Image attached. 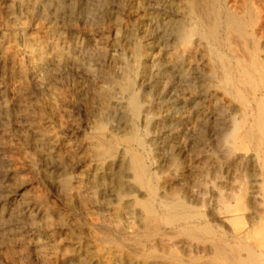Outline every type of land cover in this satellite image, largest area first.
<instances>
[{"label":"bare ground","instance_id":"1","mask_svg":"<svg viewBox=\"0 0 264 264\" xmlns=\"http://www.w3.org/2000/svg\"><path fill=\"white\" fill-rule=\"evenodd\" d=\"M15 1L18 0H11L8 7L6 2L7 11L0 9V23L8 31V48L2 47V52L12 59L15 53L21 56L17 71H11L9 82L0 83V153L4 157L0 173L5 162L15 171L12 189L21 187L24 178L17 173V155L28 156L35 169L42 163L57 171L59 188L67 206L77 204L87 213L90 208L102 206L97 221L80 217L83 227L90 226L101 234L94 238L93 244L81 232L79 236L75 230L67 228L65 237L68 236L70 242L50 246L51 254L72 257L76 264H94L101 254L111 253L122 260L129 252L146 264H264V32L259 10L251 6L249 0L241 4L228 0H179L181 7L177 12L182 14L170 21L163 33L173 49V71H165L171 76L162 91L165 94L158 114L164 117L170 129L169 143L173 145L170 170L176 177L172 174L173 180H162V183L150 164L152 149L148 137L156 109L149 87L137 86V78L143 74L141 67L146 64L144 61L156 64V56L147 53L149 50L146 52L138 43L133 45V60L117 59L121 67L115 71L112 64L107 66L109 61L104 52L103 45L107 44L109 35L102 30L97 31V36L86 37L83 33L80 35L82 46H78L79 58L69 53L66 56L61 50L58 54V66L72 64L79 70H75L79 80L72 88L73 105L62 97L58 99L62 105H58L56 111L52 107L49 112L43 100L46 87L66 80L59 75L55 64L58 60L49 53V46L38 44L29 54L20 50V40L14 35L21 28ZM37 1L45 3L47 8L55 1L57 7L54 8L59 15L67 9L78 22H89L92 28L103 21V15H97L100 11L109 12L107 0L96 2L98 6L91 4L93 0ZM29 3L27 0L26 4ZM119 27L116 37L124 40L126 33ZM202 49L206 53L203 59H206L207 74L195 73L200 76L194 77L193 68L187 62L193 58V53ZM72 116V123L65 121V117ZM5 135L17 137L16 148L10 145L7 148L11 141L6 142ZM209 142L212 143L211 156L201 159V167L193 172L189 159L192 154L201 155ZM240 151L250 155L245 163L249 167L244 177L245 191L237 185L242 178L237 167L228 176L221 170L224 162L232 167L241 161L242 157L237 155ZM64 155L74 159L72 164L62 161L55 165V159L64 160ZM108 182L111 188L107 187ZM182 183H186L184 187ZM107 191L116 197L113 199L115 205L107 202ZM29 197L42 205L47 229L51 230L57 222L65 223L60 206L47 190L38 188ZM8 200L18 203L13 196ZM101 200L105 203H100ZM33 214L29 212V216ZM243 218L248 222L247 227L242 224ZM43 250L47 257L48 252Z\"/></svg>","mask_w":264,"mask_h":264},{"label":"rangeland","instance_id":"2","mask_svg":"<svg viewBox=\"0 0 264 264\" xmlns=\"http://www.w3.org/2000/svg\"><path fill=\"white\" fill-rule=\"evenodd\" d=\"M26 1L27 0H24V1L23 0H18V1H15L17 3L14 2L15 7H18V8H16V9H18L16 12H18L17 17H18L19 22L21 23V25H20L21 28H18L14 32V35L17 36V38L20 40V44H18V46L20 47V50H22V53H26L27 52V54H29V51H31V49H37L39 45L47 46V48L50 47L49 48V53H52L53 56L55 57V60H58L57 62L55 61L56 62L55 63L56 66H58L59 65L58 54H59L60 50L62 51V53H65L66 56H68V53H69V55H73L76 58H79L81 53H79V51H78V46L79 45L82 46V42H81V39H80L81 36L80 35L85 33L86 37H90V35H93V36L96 35L97 36L98 35V34H96L97 31L99 32L100 30H102V31H104V33L107 36L109 35L108 36L109 39H108L107 44L103 45L104 46V52L106 53V56H107L108 61H109V62L107 61L108 62L107 66L110 67V65L112 64L111 66L114 68L115 71H116V69H120V67H121L120 66V61L117 62V59H121L122 58L123 61H128V62L133 60L132 51L134 49V46L137 45L138 43L142 44V48L146 52L149 50L147 53L150 52L149 53L150 55L152 54L153 56L154 55L156 56V62H154L156 64H153L150 61H148V62L144 61V63H146V64H144L141 67L142 70H143V74H142L141 77L137 78V86H138V88H140V86H143V88L149 87V89L151 90V99H152L153 105H154V107L156 109L155 110V115H153V117H152L154 120H153L151 129H150V135L148 137L149 141H150V146H151V149H152V153H151L152 155L150 154V162H151L150 164H151V167L153 169L152 172L157 174L159 179H161L160 182H162V183H163L164 180H170L172 178L174 179V176H175L173 174L174 171L172 172L170 170L171 152L173 151V145L171 143H169L170 142V140H169L170 137H169L168 131L170 129L167 128V125H168L166 123L167 121L165 120V122H164V117L163 116H159L160 115L159 113L161 112L160 104L163 101V97H164V94H165L163 92H164V89L166 88L167 83H168L167 79H168L169 76H171V75L167 76V74H165V71H168L167 73H171L173 71V69H172V65L173 64L171 63V60H172L171 59L172 58L171 54H172L173 49L171 48L170 42L167 41V39H166V37L164 36L163 33L166 32V30L168 28L167 26H169L170 21L173 22V20H177L176 18H178V16H181L182 13L177 12V11H179L178 10L179 7H181L180 6V4H181L180 1L179 0H166V1L165 0L164 1L163 0H161V1L160 0H156V1L154 0L155 1L154 2L153 0H148V1L147 0H143V1L142 0L141 1L140 0H107L108 1V5H109L107 11H109V12L107 13L106 10H103L104 12L100 11L97 15H100V14L103 15V17H102V20H103L102 22L103 23L101 22L98 25V27L93 26V28L91 26H89V22L87 24L85 22H82L83 24L81 22H78L77 19H76L77 17L74 18L72 12H70L67 9H66V12H62L63 14L59 15L56 12L57 8H54L55 6L57 7V5H55V3H56L55 1H54V4L52 5V7H50V8H47V6L45 7V5H46L45 3H44L45 5H44L42 3H39L37 0H30L29 4H26ZM52 1L53 0H50L49 3L52 2ZM93 1L94 2L91 3V4H93V6L94 5L95 6L99 5V3L97 4L96 2H100V0H93ZM228 1H230V3L231 2L234 3L235 1H237L239 4H241L244 0H228ZM256 1H258V2H256ZM6 2L9 3V4H7V6H6ZM117 2L118 3L120 2L119 5L117 4ZM249 2H250L251 6H253L255 9L259 10V12L261 14V17H262V22H263L262 23V26H263L262 32H264V12H263L264 11V0H251V1L249 0ZM20 3H21V7L19 8ZM136 3H137V5H136ZM11 4H12L11 0H0V9L2 11H7V10H5V9H7L6 7H8V5H11ZM37 4H38L39 8L37 7ZM133 4H134V7H133ZM157 4H159V5H157ZM33 5H34V7H33ZM144 5H147V6L145 7ZM28 6H31V8L33 7L32 10ZM142 6L144 7V9H143ZM170 8L172 9V11H171ZM49 9H51V10H49ZM127 9L131 10V11L129 12ZM40 10H41V12H40ZM132 11H134V14H133ZM40 15H41V17H40ZM50 15H51L52 18L50 17ZM23 16H25V17H23ZM27 16H29V17H27ZM33 16H34V18H33ZM114 17L117 19V21H115V22H114V20H116V19ZM140 18H141V21L139 20ZM46 20L48 21V23H47ZM73 20H74V23H73ZM155 20H156V22H155ZM142 21L143 22L145 21V22L143 23ZM162 23H164L165 25L162 24ZM117 24H120V25H117ZM140 24H141V26H140ZM100 25H102V26H100ZM119 26H121L122 30H124V32L126 33L125 34V36H126L125 38L127 40L126 39L119 40V38L116 37V33H117L116 29H117V27L120 28ZM46 27H48V28L46 29ZM59 27H61V28H59ZM65 27H67V28H65ZM78 27H80V28H78ZM84 27H85V29H84ZM105 27L107 29H105ZM133 27H134V29H133ZM37 28L39 29V31L37 30ZM58 28H59V30H58ZM114 28H115V30H114ZM30 30H33V31H30ZM36 30L38 31V33H37ZM64 30H65L66 34H64L65 33ZM84 30H85V32H84ZM109 30H111V31H109ZM137 31H139V33H137ZM50 32H52V33H50ZM128 32L130 34H128ZM33 33H34V35H33ZM7 34H8V31L5 28L4 24L0 23V45H2V46H0V83L9 82V79L11 78V71L12 70L13 71L14 70L17 71L16 67L18 66V63L21 60V56L16 54V53H15L16 57L14 59H12L11 57H8V56H4V54L2 52V49L8 48V44L6 42ZM137 34H140V35H137ZM44 36L48 37V38L45 39ZM55 36L57 37L58 41L56 40ZM36 38L38 39L37 42L35 41ZM62 38H64V40ZM71 38L75 39L76 42H74V40H72ZM145 38H147V39H145ZM51 39H53L54 42ZM48 41H49V43H48ZM128 41H129V43H127ZM135 41H136V43H134ZM162 41L165 42V43H163ZM78 42H79V44H78ZM147 42H148V44H147ZM167 42H168V44H166ZM24 43H25V45H24ZM31 43H32L33 46L31 45ZM34 44L36 46H34ZM28 46H29V48H28ZM156 46H158V47H156ZM237 47L240 48V45H238ZM55 48H57V49L59 48V50H57ZM24 49H25V51H24ZM71 49H72V51H71ZM118 49L120 51H118ZM117 51H118V54H117ZM94 54H98V52H95ZM121 54H122V56H121ZM192 56H193V58H190L189 61L187 62V64L189 66H191V68H193L192 72L194 73V77L195 76L199 77L200 75H198V74H201V75L207 74L206 73L207 72V68L205 67V63H204L205 60H206L205 59L206 58V53H204L203 49L198 51V52L193 53ZM203 56L205 57L204 59H203ZM157 59H159V60H157ZM190 60H191L192 63L190 62ZM158 61H159V65L157 66ZM67 65L68 64H66L65 66H61V67L58 66L59 75H62L64 80H66V81L65 82L63 81L62 83L61 82L56 83V85L55 84L49 85L45 89V92H46L45 94L46 95L44 94L43 100H44L45 104L47 105V107H48L47 109H48L49 112L51 111L52 107H53L52 110L56 111V109H58V105L59 106L62 105V103L60 104V101H59V100H62V97H65L66 98L65 100L69 104H71V106L73 105L72 88H73V85L76 84L75 82H77L79 80V78H78V76L76 74V71L78 70V68L76 66H73L72 64H69L68 66ZM70 66L72 67L71 69L69 68ZM115 66H116V68H115ZM146 66H148V67H146ZM196 66H198V68ZM64 67H65V70H64ZM163 67H166V68H163ZM113 68H112V70H113ZM62 69L64 71H62ZM160 69H161V71H160ZM204 71H205V73H203ZM195 73H198V74H195ZM73 75H75V76H73ZM68 76L71 77V78L69 79ZM73 77H75V78H73ZM149 78H150V80H149ZM146 79H148V80H146ZM67 81L69 82V84H68ZM70 82L73 83V84H71ZM149 83L151 85H149ZM141 84H143V85H141ZM162 86H163V89H162ZM1 87H3V86H1ZM68 89H71V90L68 91ZM70 98H71V100H70ZM157 98H159V100ZM238 105L240 106V104H238ZM81 119L84 120V118H81ZM68 120H69V123H72V121L74 120V117L73 116L72 117H68V118L65 117V121L68 122ZM152 129H154L155 132ZM0 130L2 131L1 125H0ZM154 133H156V134H154ZM5 137H6V142H9V139L12 142V144H11V142L7 143V146H8L7 148H9V145L10 146H14L13 148H16L15 145L17 144V142H16L17 141V139H16L17 137H15V139L12 138V137H9L8 135H5ZM158 141H159V143H157ZM210 142H213V140L211 139ZM210 142L208 144L204 145V147H203L204 148V152L201 155L198 156V155L192 154L191 158L189 159V161H190V163L192 165V168L194 170L193 172L197 171L201 167V164H200V162L202 161L201 159H205L206 156H211V155H209L210 151L212 149V143H210ZM153 152H155V153H153ZM237 155L242 157L241 161H238L232 167L228 166L230 164L226 165L228 162H224L226 164L221 168V170H222V173L227 172L225 174V176H228L229 173H232L233 170L237 167L239 169L238 170V175H241V176H239L240 178L242 177L241 181L237 185L238 186L241 185L243 187V190L245 191L246 188H247V185L245 184V178L244 177L246 176V171H247L246 168L249 169L248 164L246 165L245 163L248 162V159H249L250 155L246 151H240V152H238ZM67 156L68 155H64L63 156L64 160L62 158H60V159L56 158L55 161H54L55 165L60 164L62 161H65L64 163L66 165H68V164L70 165V163L72 164V161L74 159H72L70 156H68V157ZM156 156H158V157H156ZM2 157H3L2 153H0V162L4 158V157L3 158ZM69 158H71V159L69 160ZM17 159H18V162H17V173H19L24 178V182H23V185L21 187L17 186L16 188L12 189L11 184H12V180H13V176L15 174V171L12 170L11 168H9L8 165L5 162H3V164L5 165L6 168L4 167V169L1 170L2 172L0 173V264H67V263L68 264H74L76 261L74 262L75 259L72 258V257H62L61 255L51 254L52 252H51L50 246H54V245L61 246V245H63V243L67 244V242H70V239L67 238L68 236L65 237L66 233L68 231L67 228H72L73 230L76 231V233L78 235L81 232L80 234L83 235V237H85V238H89L90 241H91L90 243L93 244L92 241H94V238L100 237L101 234H99V231H97V230L90 229V226L83 227L80 224V223H82L80 217L81 216L82 217H86L87 216V218L89 219L90 222L91 221H95V220L97 221L96 217L97 216H101L99 214H101L100 213L101 212L100 209H101L102 206L101 205H99V206L97 205L94 209L93 208H90V209L87 208L89 210V213H87L83 209L79 208L77 206V204L74 205V206H69L68 205L69 206L68 207L65 204L66 202L64 201V195L61 193L60 188H59V182H58L59 179L57 177L58 176L57 175V171L54 172L55 170L52 169L51 166L46 167V165H44L42 163H40V165H38L36 167V169H35L33 167V165L31 164L30 159H29L28 156L24 157V155L23 156L22 155H17ZM67 159H68V162L66 161ZM166 160H167V162H166ZM196 160H198L199 162L196 161ZM240 167H241V170H240ZM155 170H156V172H155ZM242 171H243V173H242ZM56 181H57V184H56ZM241 182H242V184H240ZM175 183H176V181H175ZM172 184H174V182ZM185 184L182 183V186L184 187ZM111 185L112 184H110V182H108V186L107 187L111 188ZM174 185H172V187ZM208 185H211V184H208ZM75 186L77 187L76 184H75ZM113 186L115 187L116 185L113 184ZM182 186H180V188H182ZM38 188H44L45 190L48 191L49 196L55 198V199L54 198L53 199L57 202L58 206H60L59 209L63 213V219H64L65 223L57 222L56 225L54 227H52L51 230L46 228L45 221H44L45 219L43 217L42 205L39 204V203H36L33 199H30L31 197H29L33 193V191L38 189ZM12 196L15 197L16 199H18L17 200L18 203L15 202L14 204H12L11 202H9L8 199L12 198ZM105 196L107 198H109V201H107V202H112L113 203V201H114V203H115L116 197L113 194H111V192L110 193L109 192L106 193ZM109 196H111V197H109ZM23 199L25 200L24 202H22ZM113 199H115V200H113ZM99 202L100 203H105V201H103V200H101ZM114 203H113V205L116 204V203L115 204ZM91 209H93V210H91ZM27 210H28V212H27ZM63 210H64V212H63ZM65 211H67V212H65ZM29 212H32V214L34 213L33 216H29ZM90 214H92V215H90ZM242 221H243L242 224H244L247 227L248 226L247 220L245 218H243ZM92 230H94V231H92ZM85 231L88 232V234ZM85 240L86 239L83 238V241H85ZM91 244H90V247L92 248L93 246ZM128 244H130V246H132V242H130ZM42 247L45 248V249L43 250ZM42 250L48 252V256L47 257H44ZM125 255H126V256H124L125 258L123 257V259L121 260L120 256L116 255L114 253L101 254L99 256L98 260H97L98 262L96 261L94 264H104V263L105 264H119V263L120 264H130V263L131 264L132 263H135V264H137V263L146 264L145 262L140 261L141 259L137 258V256L135 257V255L132 254L131 252L126 253ZM128 256L131 257V259ZM127 258H128V260H127ZM116 259H118L117 262H116ZM118 261H119V263H118Z\"/></svg>","mask_w":264,"mask_h":264}]
</instances>
